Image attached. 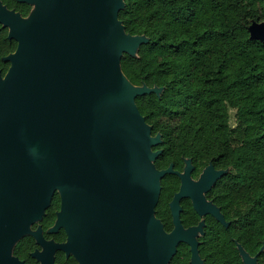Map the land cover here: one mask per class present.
I'll return each mask as SVG.
<instances>
[{"label":"water","instance_id":"obj_1","mask_svg":"<svg viewBox=\"0 0 264 264\" xmlns=\"http://www.w3.org/2000/svg\"><path fill=\"white\" fill-rule=\"evenodd\" d=\"M25 1L33 5L26 18L8 11L18 46L0 77V204L18 203L24 195V203L41 198L44 207L58 189L59 221L85 250L89 174L112 170L125 179L127 200L138 207L133 250L141 252L142 264H167L178 236L164 231L153 207L160 178L172 168L155 167L160 150L151 147L160 134L151 133L136 104V97L159 88L134 85L120 63L147 37L125 31L118 18L123 0ZM261 26L251 32L260 35ZM190 167L181 192L191 185L207 190L227 171L208 164L189 183ZM192 198L205 204L203 195ZM245 255L254 264L255 257Z\"/></svg>","mask_w":264,"mask_h":264},{"label":"trees","instance_id":"obj_2","mask_svg":"<svg viewBox=\"0 0 264 264\" xmlns=\"http://www.w3.org/2000/svg\"><path fill=\"white\" fill-rule=\"evenodd\" d=\"M127 33L147 37L121 69L134 85L159 91L136 97L164 151L200 167L227 171L210 195L264 240V0H123ZM246 233V232H245ZM244 233V234H245ZM264 253V251H263Z\"/></svg>","mask_w":264,"mask_h":264},{"label":"flooded vegetation","instance_id":"obj_3","mask_svg":"<svg viewBox=\"0 0 264 264\" xmlns=\"http://www.w3.org/2000/svg\"><path fill=\"white\" fill-rule=\"evenodd\" d=\"M32 8L25 0H0V77L6 74L11 65L8 56L18 46L8 11L26 18ZM160 138V143L151 147L160 150L154 165L159 170L171 165L172 171L160 178L153 214L166 233L176 231L178 236L167 264H248L245 254L255 257L254 264H264V240L253 251L251 230L245 231L244 223L238 221L232 209L227 212L210 195L222 174L207 190L191 185L188 191L181 192L183 176L190 166L189 183L197 182L208 164L214 169L225 168L211 161L200 167L184 154L177 161L170 160L169 151L159 146L161 134ZM194 193L204 196L203 206L193 203ZM20 200L6 207L0 204V264H142L141 252L135 245L132 248L138 232V207L127 200L125 179L114 171L89 174L85 250L69 237L59 221L58 189L53 190L44 207L40 206L41 198L31 205L23 202L24 195ZM215 209L223 220L214 213Z\"/></svg>","mask_w":264,"mask_h":264},{"label":"rangeland","instance_id":"obj_4","mask_svg":"<svg viewBox=\"0 0 264 264\" xmlns=\"http://www.w3.org/2000/svg\"><path fill=\"white\" fill-rule=\"evenodd\" d=\"M262 24H263V26H261V28H264V21H262L261 22ZM259 24V23H258ZM255 27H257V26H255ZM259 30H261L260 28H259ZM256 31V30H255Z\"/></svg>","mask_w":264,"mask_h":264}]
</instances>
